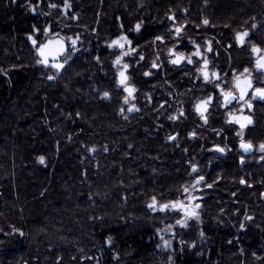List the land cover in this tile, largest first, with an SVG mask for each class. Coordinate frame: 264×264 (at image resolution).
I'll use <instances>...</instances> for the list:
<instances>
[{"label":"trees","instance_id":"16d2710c","mask_svg":"<svg viewBox=\"0 0 264 264\" xmlns=\"http://www.w3.org/2000/svg\"><path fill=\"white\" fill-rule=\"evenodd\" d=\"M220 1L221 14H239L236 0ZM74 4L75 29L55 25L79 47L56 75L38 64L26 36L48 23L47 8L0 0V264H264V164L230 159L208 168L200 151L165 140L171 126L157 122L166 116L152 97L144 101L153 90L151 42L128 58L130 82L144 91L139 112H129L118 85L122 53L110 40L122 21L141 17L150 37L151 19L167 4ZM199 174L207 180L196 183ZM201 185L199 219L172 209L187 203L184 189ZM153 198L170 208L152 211ZM164 238L171 250L160 247Z\"/></svg>","mask_w":264,"mask_h":264},{"label":"flooded vegetation","instance_id":"af4514ba","mask_svg":"<svg viewBox=\"0 0 264 264\" xmlns=\"http://www.w3.org/2000/svg\"><path fill=\"white\" fill-rule=\"evenodd\" d=\"M156 1L157 5L167 4V8L163 12L159 9V13L151 19L153 32L150 37L145 38V29L149 25L147 18L141 17L129 25L122 21L121 34H115L110 40L109 47L122 53L117 73L127 64L129 74L131 64L128 58L142 52L144 45L151 42L156 54L155 60L153 58L156 67H153L152 93L145 94L144 101L147 102L146 96L152 97L156 109L162 110L166 116L159 117L160 121L157 122L158 125L165 126L167 124L164 121H168L171 126V133L166 135L165 140L186 148L187 151H200V157L197 158H201L200 162H205L208 168L230 159L238 163L248 160L253 166L263 165L264 151H261L259 146L264 143V100L253 99L251 94L255 88H264V70L256 67L258 58L264 56V0H236L241 6L239 14L230 17L221 14L220 0ZM66 3L70 7H66ZM39 4L47 8L46 12L48 10L42 15L48 23L41 28L33 26L32 32L26 34L35 51L36 45L55 35H60L68 41V54L77 50L79 46L75 38L63 31H56L55 25V22L70 23L77 20L79 12L74 0H39ZM205 19L209 21L208 24L203 23ZM137 24L141 25L139 30H136ZM252 25L256 27L253 28ZM177 27L182 29L180 33L175 31ZM244 31H248L249 35L241 44L236 39V34ZM122 36H126L130 43L121 41L124 43L123 48L111 46L113 41ZM33 40H36V45ZM72 40L76 41L75 45ZM253 46L260 51L253 52ZM197 51L199 56L196 55ZM125 53L127 55H124ZM178 56L183 57L180 63H172ZM189 58L192 63L188 62ZM205 60L208 62L206 68ZM246 68L248 73L244 72ZM204 72L208 73V79L204 78ZM237 78L240 80V87H244L245 80L252 81L253 87L247 90L244 101L239 99ZM126 83L134 89L131 95L125 90L128 109H134L129 112H139L141 105L138 103V97H141L144 91L140 84L137 88L131 84L130 75ZM121 86L125 89L124 85ZM227 92L237 98L225 103L224 94ZM245 101L251 102V109ZM201 102H206L203 115L197 111V105ZM239 117H250L252 123L245 122V128L241 129L240 124L235 122V118ZM241 132L244 142L252 144L250 151L246 152L240 147L242 138L238 134ZM205 180L207 176L199 174L194 181L203 183ZM186 189L183 195L188 199L187 207L172 209H181L184 213L191 212L196 210V200L205 197L202 185L196 190ZM191 198L196 199L194 203L189 202ZM180 201L174 203L181 205ZM181 221H186V218Z\"/></svg>","mask_w":264,"mask_h":264},{"label":"snow or ice","instance_id":"6c2138e0","mask_svg":"<svg viewBox=\"0 0 264 264\" xmlns=\"http://www.w3.org/2000/svg\"><path fill=\"white\" fill-rule=\"evenodd\" d=\"M52 6L55 7V5H52ZM65 6H66V7H70V5H68L67 3L65 4ZM171 18L174 19V17H171ZM203 23H204V24H208L209 21H208L207 19H205V20L203 21ZM140 27H141V25H140V24H137V25H136V30H139ZM252 27L255 28L256 25H252ZM181 30H182V29H181L180 27H177V28L175 29V31H176L177 33H180ZM248 35H249L248 31H244V32H242V33L238 32V33L236 34V39H237L241 44H243L245 38L248 37ZM157 39H161V38H160V37H157ZM121 41H125V42H127V43H130V41L127 40V37H126V36H122V37H120V39L113 41L111 46H117V47L123 48V47H124V43H121ZM75 43H76V41H75V40H72V44L75 45ZM33 44H35V41H33ZM209 50H211V49L209 48ZM38 51H39V53H40L41 56H45V52H44V50H43V46H42L41 48H39ZM252 51H253V52H258V51H260V50H259L257 47L253 46ZM124 55H127V53H125ZM196 55H197V56L200 55L199 51H197ZM182 58H183L182 56H178V58H177L176 60H173L172 63H180V60H181ZM188 62H189V63H192V60L189 58V59H188ZM39 63L47 64V59L45 58V59L39 61ZM115 63H116L117 65H119V64L121 63V57H117ZM207 63H208L207 60H205V65H204L205 68L207 67ZM52 66L59 70V69H62V68L64 67V64H54V65H52ZM123 67H124V69H127V68H128V65H127V64H124ZM153 67H156V64H155V63L153 64ZM256 67H257V69L264 70V56H261V57L258 58L257 63H256ZM0 71H2V70H0ZM202 71H203V70H202ZM244 72H245V73H248L249 70L246 68V69L244 70ZM203 74H204V78H205V79H208V73H207V72H204ZM119 75H120V81H119V83H120L121 85H124V86H125V90L129 93V95H131L132 92L134 91V89H133L132 87H129V86L127 85L126 81L128 80V77L125 75V72H124V71H121ZM146 75H147V73H146ZM213 75H216V74L213 73ZM241 75H243V74H241ZM49 79H52V77H49ZM236 87H237V88H240V96H239V99H240L241 101H244V100H245V96L247 95V90L250 89V88H252L253 85H252V81H251L250 79H248V80H245V81H244V87H240V80H239V78H237V84H236ZM108 95H109V94H108L107 92L104 93L105 98H107ZM224 95H225V103H230L231 100L237 98V97L233 96L231 92H227V93H225ZM251 95H252V98H253V99L264 100V88H255ZM125 102H127V97L125 98ZM245 103L247 104V107H248L249 109H251V107H252L251 102H250V101H245ZM128 110H129V111H133L134 109H133V108H130V109H128ZM205 110H206V102H201L200 105H197V111L201 112V115H203V111H205ZM121 111H123V109H122ZM235 122H237V123L240 124V128H241V129H244L245 126H246L245 122H246L247 124H251V123H252V120H251L250 117H239V118H235ZM238 135H240L241 138H242V137H243V132L239 133ZM171 138L174 139V137H171ZM240 147H241L244 151L247 152V151H250V150L252 149V144H251V142L245 143L244 140H243V138H242V139H241ZM259 148H260L261 151H264V143H262V144L259 146ZM218 150H219V151H223V149H218ZM39 160H40L41 163H43V162H44V157H40ZM194 170H195V169H194ZM200 179L202 180L203 177H201ZM241 183H244V181H241ZM185 191H187V189H185ZM154 204H155V198H153V204H150L149 207H150V208H153V207H154ZM161 207H162V209H163V208H167L168 205H163V206H161ZM172 207L175 208L176 205L173 204ZM181 207H183V205H181ZM199 207H200V205H198V204L195 206V208H199ZM185 215H186V217H188V218H193V217H194V218H196V219H199V213L196 212L195 210H193V211H191V212H187V211H186ZM248 219H251V217H248ZM177 223H178V224H181L182 226H186V221H177ZM241 227H243V224L241 225ZM17 231H18V230H17ZM169 244H170L169 241H167V240L164 241V246H165V247L169 246Z\"/></svg>","mask_w":264,"mask_h":264},{"label":"water","instance_id":"95a60500","mask_svg":"<svg viewBox=\"0 0 264 264\" xmlns=\"http://www.w3.org/2000/svg\"><path fill=\"white\" fill-rule=\"evenodd\" d=\"M33 41H35L34 45H36V40H33ZM42 46H43V50L45 52V56H41L39 51H38V49L41 48ZM68 52H69L68 41L65 38H63L62 36H60V35L52 36V37L46 39L45 41H42L38 45H36V54H37V57H38V64L41 65V66H44L45 68H48V69L51 68V69L55 70L56 71V75L62 74L65 71V69L68 67L70 61L72 60V57H68V58L65 59V57L68 54ZM45 58L47 59V64L39 63V61H41V60H43ZM54 64H64V67L62 69L58 70V69H56L55 67L52 66ZM121 71H124L125 75L129 79V74L127 72V69H124V67H123L118 73V80L120 81V75L119 74H120ZM119 81H118V85L121 86ZM196 183H198V182L196 181ZM195 200H196L195 198H191V199H189V202L190 203H194ZM180 202H181V205H183V208L185 209L187 207L186 203L184 201H180ZM150 204H153V201ZM173 204L176 205L175 208H178L179 206H181V205H178L177 203H173ZM163 205H168V207L162 209L161 206H163ZM172 205H171V207H172ZM168 208H170V204L164 203V204L160 205L159 201L155 200L154 207L151 208V210L152 211H157V210L160 209V210L164 211V210H166Z\"/></svg>","mask_w":264,"mask_h":264},{"label":"rangeland","instance_id":"374dc122","mask_svg":"<svg viewBox=\"0 0 264 264\" xmlns=\"http://www.w3.org/2000/svg\"><path fill=\"white\" fill-rule=\"evenodd\" d=\"M26 3H27V5L30 6V7H29L30 9H32L33 7H35V5H34V3H33L32 1H27ZM71 24H72V22L67 23L68 26H67V25H64L65 27H62L61 29H63V28H67V31H69V29H75V27L71 26ZM57 30H60V29L58 28ZM150 41H151V40H150ZM152 54H153V53H152ZM133 55H134V54H133ZM153 55H154V60H155V56H156V54L154 53ZM162 56L165 57L164 54H162ZM67 57H72V56L68 54V55H66V58H67ZM53 73H54V72H53ZM165 240H167V241L170 242L169 246H167V247L164 246V241H165ZM160 247L164 248L165 250H171V249L174 247V241L171 240V239L164 238V239H163V242H162L161 245H160Z\"/></svg>","mask_w":264,"mask_h":264},{"label":"bare ground","instance_id":"6f19581e","mask_svg":"<svg viewBox=\"0 0 264 264\" xmlns=\"http://www.w3.org/2000/svg\"><path fill=\"white\" fill-rule=\"evenodd\" d=\"M159 201V200H158ZM169 204V203H168Z\"/></svg>","mask_w":264,"mask_h":264}]
</instances>
